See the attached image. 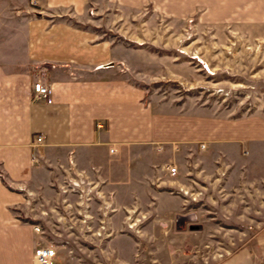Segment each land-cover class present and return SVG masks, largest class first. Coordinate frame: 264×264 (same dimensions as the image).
I'll list each match as a JSON object with an SVG mask.
<instances>
[{
	"label": "crops",
	"instance_id": "crops-1",
	"mask_svg": "<svg viewBox=\"0 0 264 264\" xmlns=\"http://www.w3.org/2000/svg\"><path fill=\"white\" fill-rule=\"evenodd\" d=\"M144 1L155 0H38L37 11L29 0H0V264H33L34 249L42 244L41 235L33 229L40 225L29 206L39 172L49 183L47 187L59 179L62 197L50 208L67 213L46 221L56 227L51 228L53 241L68 244L71 239L87 237L105 241L109 244L107 258L112 255L109 264H115V240L129 239L115 235L112 212L116 207L131 209L132 194L139 195L145 209L155 201L157 209L181 214L171 218L170 225L176 226L177 236L189 245L200 236L202 227L191 216H196L201 205L203 209L216 207L213 200L197 201L198 192H191L192 185L155 173L148 159L142 160L141 185L132 188L128 162L137 154L143 158L148 152L158 155L166 143L173 142L174 150L219 157L221 174L235 162L244 170L260 162L257 166L264 171V122L220 120L197 126L155 111L151 102L143 101V91L123 76L124 69L117 70V47L98 41L93 30L69 20L88 16V2L97 11L107 12L116 2ZM156 1L170 2L177 15L201 10L214 22L238 18L254 22L260 18L261 7L264 9L261 0ZM38 81L51 88V104L33 100V85ZM39 135L43 142L37 144ZM199 156L193 166L199 165ZM168 164L177 166V175L167 174ZM181 166L172 157L162 170L175 178ZM247 175L250 173L238 172L237 179ZM155 180L158 184L152 186ZM74 181L85 186L73 187L69 183ZM212 184L209 181L210 189L204 187V194L212 193ZM72 192L86 199L68 202ZM120 193L129 203L115 202ZM95 196L97 201L89 202ZM74 209L78 215L71 216L67 211ZM91 224L100 226L95 231L98 234L82 228ZM52 245L57 264L81 258L72 249L65 251L63 244ZM214 264H264V225Z\"/></svg>",
	"mask_w": 264,
	"mask_h": 264
},
{
	"label": "rangeland",
	"instance_id": "rangeland-1",
	"mask_svg": "<svg viewBox=\"0 0 264 264\" xmlns=\"http://www.w3.org/2000/svg\"><path fill=\"white\" fill-rule=\"evenodd\" d=\"M38 3V0H29L34 11ZM260 3L264 4V0ZM87 4L91 7L87 9L88 16L69 20L93 30L98 41H109L117 47V70L123 72L124 69L123 76L143 91V101L151 102L155 111L197 126L204 121L220 120L264 122L262 7L260 18L254 22L245 18L214 22L201 10L177 15L167 1L116 2L107 12L97 11L92 2ZM154 153L148 152L146 158L137 154L128 162L132 168V188L141 185L142 160L148 159L155 173L167 180H183L184 184L192 185L195 190L191 192H198L197 201L210 203L213 200L216 207L203 209L201 205L196 216H191L202 227L198 230L200 236L189 245L177 236L176 226L170 225L171 218L181 214L157 209L155 201L145 209L139 195L132 194L131 209L116 207L112 212L115 235H126L129 239L128 242L115 240V264H214L263 228L264 171L257 166L260 162L255 166L251 163L254 167L249 165L247 170L239 168L237 162L233 166L229 163L232 168L221 174L218 171L222 167L221 159L212 154H187L174 150L173 142L166 143L158 155ZM197 156L201 161L193 166ZM172 157L182 165L180 175L175 178L162 170V165ZM238 172L250 175L237 179ZM215 175L221 178L216 181ZM253 175L259 179H254ZM209 181L213 183L212 193L204 194ZM48 184L43 172H39L35 194L29 203L42 231L40 242L63 244L65 251L72 249L81 256L80 260H71L68 264H109L112 255L107 258L109 244L105 241L88 237L80 241L71 239L68 244L53 241L51 228L56 227L48 226L46 221L65 212L50 208L51 203L59 202L62 197L59 179H53L47 187ZM69 184L85 186L80 181ZM157 184L156 180L151 183L152 186ZM85 199V195L75 192L68 195V202L72 203ZM128 200L121 193L115 198L119 204L129 203ZM90 201L96 202L97 197H90ZM67 212L71 216L78 215L76 209ZM163 222L167 224L162 225ZM82 228L96 233L100 226L91 224Z\"/></svg>",
	"mask_w": 264,
	"mask_h": 264
},
{
	"label": "built area",
	"instance_id": "built-area-1",
	"mask_svg": "<svg viewBox=\"0 0 264 264\" xmlns=\"http://www.w3.org/2000/svg\"><path fill=\"white\" fill-rule=\"evenodd\" d=\"M36 0H31V2H35ZM33 100H42L48 104L53 102L52 90L49 86L44 85L42 82L38 81L33 85ZM99 128L103 127V125H97ZM37 144L43 142V138L41 135L37 136L35 139ZM203 147V146H202ZM165 170L169 176H175L178 173L177 166L173 164H168L165 166ZM33 229L37 233H42L40 227L38 225H34ZM98 234V233H96ZM33 264H57V251L54 245L50 244H39L35 247L33 252Z\"/></svg>",
	"mask_w": 264,
	"mask_h": 264
},
{
	"label": "water",
	"instance_id": "water-1",
	"mask_svg": "<svg viewBox=\"0 0 264 264\" xmlns=\"http://www.w3.org/2000/svg\"><path fill=\"white\" fill-rule=\"evenodd\" d=\"M200 228V227H199Z\"/></svg>",
	"mask_w": 264,
	"mask_h": 264
}]
</instances>
